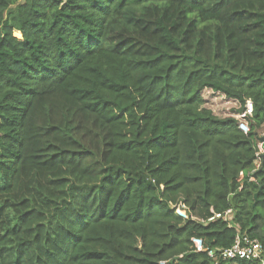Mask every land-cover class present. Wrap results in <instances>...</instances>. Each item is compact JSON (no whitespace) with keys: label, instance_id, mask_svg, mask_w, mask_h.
I'll list each match as a JSON object with an SVG mask.
<instances>
[{"label":"trees","instance_id":"1","mask_svg":"<svg viewBox=\"0 0 264 264\" xmlns=\"http://www.w3.org/2000/svg\"><path fill=\"white\" fill-rule=\"evenodd\" d=\"M263 129L264 0H0V264H214L179 201L264 244Z\"/></svg>","mask_w":264,"mask_h":264},{"label":"built area","instance_id":"2","mask_svg":"<svg viewBox=\"0 0 264 264\" xmlns=\"http://www.w3.org/2000/svg\"><path fill=\"white\" fill-rule=\"evenodd\" d=\"M254 114V103L247 101L243 112L237 116L238 128L244 133L251 131L250 118ZM258 151L255 161V169L251 172V180H255L252 173L261 165V154L264 151V131L258 136ZM244 177L241 173L240 180ZM175 213L184 219H193L204 224L211 221L221 219L227 222L229 227L235 228L237 231L234 242L229 247H210L201 237H193L192 243L197 252H205L214 262L220 264L222 261L244 259L254 264H264V244L258 239L253 238L245 232H241L239 225L235 223V212L233 208H228L223 212L214 213L211 217L204 219L194 216L189 206L184 201H179L175 206ZM159 264H170L167 260H161Z\"/></svg>","mask_w":264,"mask_h":264},{"label":"rangeland","instance_id":"3","mask_svg":"<svg viewBox=\"0 0 264 264\" xmlns=\"http://www.w3.org/2000/svg\"><path fill=\"white\" fill-rule=\"evenodd\" d=\"M206 98L208 99L207 105L211 108L214 109V111H216L217 114L224 116L225 115V110L226 107L228 106V103L223 102V98L210 93V92H206L205 94ZM222 99V100H221ZM264 131L261 130L260 132Z\"/></svg>","mask_w":264,"mask_h":264}]
</instances>
